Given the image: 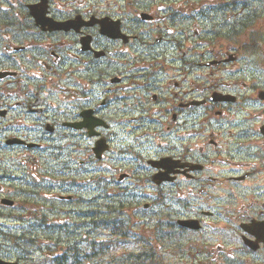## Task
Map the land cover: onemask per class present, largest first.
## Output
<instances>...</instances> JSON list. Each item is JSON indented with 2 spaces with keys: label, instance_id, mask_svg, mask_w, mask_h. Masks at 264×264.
<instances>
[{
  "label": "flooded vegetation",
  "instance_id": "1",
  "mask_svg": "<svg viewBox=\"0 0 264 264\" xmlns=\"http://www.w3.org/2000/svg\"><path fill=\"white\" fill-rule=\"evenodd\" d=\"M257 5L0 0V264L91 262L94 238L62 246L59 213L88 235L105 221L109 249L152 223L153 242L180 233L183 264H264Z\"/></svg>",
  "mask_w": 264,
  "mask_h": 264
},
{
  "label": "rangeland",
  "instance_id": "2",
  "mask_svg": "<svg viewBox=\"0 0 264 264\" xmlns=\"http://www.w3.org/2000/svg\"><path fill=\"white\" fill-rule=\"evenodd\" d=\"M256 7H257V10L253 6L251 7V10H253V11L256 10V13H255L254 17H251V16L249 17L248 16V18H251V19H248L247 15H245V14H244L243 17L245 19L250 20L248 22L249 23L248 26H249L250 30L255 32L254 38L255 39H259L258 40L259 44L262 43V45H258V46L261 47V50H259L258 53L260 55L264 56V36H263V34H264V14H263L264 8L262 6H258V5ZM250 13H252V12H250ZM240 17L242 18V16H240ZM254 59H255V62L257 64H259L261 62V60L259 58V55L257 53H255ZM83 185L85 187L80 190V192L83 195H91L94 192V190H92L91 186H88V184L83 183ZM147 199H149V198L146 197V199L143 200V201H146ZM56 202H57V204H58L57 206L59 208H68V207H71L72 205L74 206V203H70V202H66V201H63V202L56 201ZM87 206H88V204L80 202V205H79L78 208H80V211H81L84 207L86 208ZM89 208H90V205H89ZM96 208H98V207H96ZM102 209H103V207H100L98 210H102ZM141 213L144 214V217H151L152 210L146 211V212L144 211V212H141ZM131 214H135L133 212V210H131V211H129L127 213V215H129V216ZM100 216H104V215H100ZM48 217L49 218H54L50 214L48 215ZM97 217H99V216H97ZM133 217H135V216L133 215ZM56 218H59V220L62 223L67 224L64 227H60L59 226V227L56 228L57 231L62 235L60 237V240H61L62 246H64L65 248H66V246H73L75 244L74 243L75 240H77L78 238H80L82 236H83L84 239L79 241L77 243V245H79L81 248H85V249H87L88 244H89V242H87L88 238H90V239L94 238L95 247L97 249H98V246H99L100 243H104L106 240L109 239L107 229L104 228V227H101V226H96V228L94 230V233L91 232L88 235V233H87L88 225L87 224H82V225L79 224L80 222H83L87 218L85 215H83V213H81V214H76L75 213L74 215H71V217H70V214L59 213L56 216ZM90 218L92 219V216ZM95 218H96V215H95ZM153 229L154 228L151 229V232H153ZM140 230L144 231L142 233V236L144 235V236L149 237L150 224L149 223H145L144 224V228H142ZM11 231L13 232V230H11ZM44 235H45V233L40 232V238H42ZM54 235H55V233H54ZM148 246H150V245H148ZM153 247L155 248V251L157 253L159 252V257L162 259L164 264H183L181 262V260L183 259L182 258L183 246H182V248H180L178 245H176L174 247H171V246L168 245V243L167 244L162 243V240H161L159 242L156 241L154 243ZM130 250L133 251V252H137L138 251V245L135 242H129V243L121 244V245L118 244L116 247H112V249H110L109 251H104L99 257L93 258L91 260V262H86L85 261V262H82V264H112V263H108V261H110V257H109L110 255H112V254L122 255L121 258H124L126 253L128 251H130ZM174 250L175 251H180V253H173ZM16 254H18V252H16ZM67 254H69V252ZM46 264H51V262H46ZM67 264H70V262H68ZM119 264H121V263H119ZM122 264H131V262L124 260Z\"/></svg>",
  "mask_w": 264,
  "mask_h": 264
},
{
  "label": "trees",
  "instance_id": "3",
  "mask_svg": "<svg viewBox=\"0 0 264 264\" xmlns=\"http://www.w3.org/2000/svg\"><path fill=\"white\" fill-rule=\"evenodd\" d=\"M254 41H257L256 39ZM258 45V44H256ZM103 224H105V221L102 222ZM99 251H101L103 249V246L100 245L99 247ZM98 253V252H97ZM143 256H142V264H153V261L155 258H157L155 255L152 254V251H151V247L150 246H147L146 244L143 245L142 247V251L141 253ZM162 259L160 258L159 260V264H162Z\"/></svg>",
  "mask_w": 264,
  "mask_h": 264
},
{
  "label": "water",
  "instance_id": "4",
  "mask_svg": "<svg viewBox=\"0 0 264 264\" xmlns=\"http://www.w3.org/2000/svg\"><path fill=\"white\" fill-rule=\"evenodd\" d=\"M91 133V132H90ZM105 149V145H102L101 141H98L96 143V146L94 147V151L97 157H100L101 152ZM159 175L156 176H160V175H164L165 173H158ZM155 177V176H154ZM187 225H190L189 222H184ZM189 223V224H188Z\"/></svg>",
  "mask_w": 264,
  "mask_h": 264
}]
</instances>
